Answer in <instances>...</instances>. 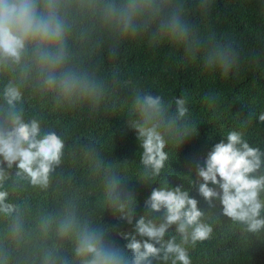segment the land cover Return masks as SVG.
<instances>
[{
  "label": "clouds",
  "instance_id": "9594fccd",
  "mask_svg": "<svg viewBox=\"0 0 264 264\" xmlns=\"http://www.w3.org/2000/svg\"><path fill=\"white\" fill-rule=\"evenodd\" d=\"M215 3L193 0L194 21L187 0H0V77H7L0 91V215L13 217L18 211L4 189L12 169L31 187L46 190L64 155L56 132H42L36 119L24 120L19 105L28 89L69 108H99L109 92L130 89L126 116L144 175L159 176L169 159V142L180 146L192 135L187 100H166L122 79L121 48L137 42L153 50L168 48L184 64L198 61L203 72L233 76L249 59L234 40L208 26ZM258 121L264 124V112ZM195 176L190 186L215 211L205 212L189 190L168 184L152 189L138 217L135 197L121 187L124 179L111 177L107 206L116 219L128 225L135 221L131 231L118 233L126 245L110 238L112 228L66 212L58 222L53 217L42 221L45 232L55 223L58 240L66 242L48 247L42 264H192L189 247L212 238L213 227L205 219L209 213L227 218L248 239L264 236V151L231 130L208 152L203 166L196 164ZM12 232L18 235L20 225L13 224Z\"/></svg>",
  "mask_w": 264,
  "mask_h": 264
},
{
  "label": "trees",
  "instance_id": "16d2710c",
  "mask_svg": "<svg viewBox=\"0 0 264 264\" xmlns=\"http://www.w3.org/2000/svg\"><path fill=\"white\" fill-rule=\"evenodd\" d=\"M187 6L191 19L198 21L193 0H187ZM262 10L261 0H216L207 18L218 36L234 40L242 56L249 59L230 77L203 72L198 61L184 64L179 53L168 48L153 50L142 42L122 46L117 61L122 79L166 100L182 96L187 100L192 135L180 146L169 142L165 149L169 159L157 177L144 175L136 134L128 126L129 105L124 101L130 99V89L109 92L99 108L58 106L51 97L25 90L19 105L24 120L36 119L42 132H56L64 141V155L46 190L31 187L15 176V168L11 170L4 189L18 211L13 217L0 215V264H42L48 247L66 243L58 240L55 223L45 232L42 221L53 217L58 222L66 212L112 228L110 238L118 246L126 245L118 233L131 231L135 221L128 225L116 219L106 204V185L113 176L123 178L121 187L135 197L137 217L144 214V202L152 189L168 184L189 190L205 212L215 211L190 186L196 178V164L203 166L208 152L231 130L242 132L250 146L264 151V124L258 121L264 112ZM109 67L105 53L104 68ZM6 81L7 77H0V91ZM251 113L255 115L248 120ZM205 219L213 227L212 238L189 247L192 264H264V236L248 239L227 218L218 220L209 213ZM13 224L20 225L18 235H13Z\"/></svg>",
  "mask_w": 264,
  "mask_h": 264
}]
</instances>
